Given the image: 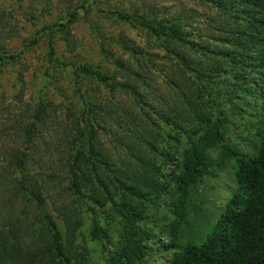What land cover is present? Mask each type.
<instances>
[{
    "label": "rangeland",
    "instance_id": "374dc122",
    "mask_svg": "<svg viewBox=\"0 0 264 264\" xmlns=\"http://www.w3.org/2000/svg\"><path fill=\"white\" fill-rule=\"evenodd\" d=\"M251 21H254L249 26L252 30L242 31ZM255 40L264 54V0H0V57L14 58L0 62V144L3 145L0 171L12 166L9 168L12 174L17 172L19 179L26 178L22 191L29 194L30 190L35 198L41 196L63 231H66L64 214L54 212V205L79 210L82 230L78 243L86 251L84 264H106L108 253L92 240V228L96 223L109 229V237L118 239L121 227L116 221L107 222L104 216H99L98 208L90 210L91 191L82 188L81 199L71 189L75 177L88 178L92 164L96 170L100 167V155L96 151L98 158L91 156L85 142L90 127L99 134L104 126L101 123L113 121L115 127L107 130L121 131L125 143L134 144L133 137L141 132L146 136V130L134 123L126 125V118H133V114L143 119L135 122L152 127L157 121L155 114H165L170 102L183 105L164 96L171 93L178 97L182 95L178 85L184 87L192 78H200L193 72L194 67L198 74L209 79L215 70L228 68L236 74L237 70L229 66L217 68L216 60L222 54L230 61L235 57L239 60L234 48L244 52L243 47ZM255 43L249 48L255 50ZM180 63L188 65L190 70ZM247 63L248 74L253 72L254 65L263 64L256 60ZM262 67L264 73V64ZM84 69L92 71L94 76L86 74ZM98 76L106 80H98ZM141 77L148 78L145 84ZM224 80L223 75L214 87L224 89ZM254 82L264 86V80L257 77ZM162 91L167 92L161 95ZM139 96L152 110L142 107ZM253 106L239 103L238 109L231 107L224 113L227 117L234 114L227 134L231 143L238 141L244 146V140L248 141L257 130L253 115L260 106L257 103ZM184 126L185 132L179 134L161 128L164 141L158 148L175 154L176 163L183 161V154L190 147L187 135L196 139L204 130L198 125ZM32 129L40 138V146L49 144L48 150L40 154L43 159L36 156L38 161L18 167L17 152L28 155L22 142ZM64 129L67 137L56 150L55 137L62 140ZM116 149L109 151L111 162L124 156L120 147ZM219 149L208 152L215 166L220 162ZM80 154L84 155L80 167L69 168L68 163L73 164ZM10 181L5 179L0 183V223L9 215L22 217L21 198L11 197L14 189ZM232 185L230 171L203 176L199 194L204 202L213 201L217 193L226 196ZM105 209L110 211L113 207L107 204ZM207 211L215 220L216 212ZM160 217L156 215L143 226L153 229L161 222ZM196 221L201 224L203 220L198 216ZM31 224L28 216L24 224L26 239L38 247L43 229L36 228L35 232ZM149 248L158 249L154 245ZM167 258L160 253L148 258L146 264H168Z\"/></svg>",
    "mask_w": 264,
    "mask_h": 264
},
{
    "label": "trees",
    "instance_id": "16d2710c",
    "mask_svg": "<svg viewBox=\"0 0 264 264\" xmlns=\"http://www.w3.org/2000/svg\"><path fill=\"white\" fill-rule=\"evenodd\" d=\"M253 23L251 21V24L244 25L242 31L252 30L249 26ZM256 41L243 47L244 52L234 48L236 51L233 53H238L239 60H235V57L230 61L223 54L216 60L217 68L229 66L237 70L236 74H232L228 68L215 70L209 79L198 74L194 67L193 72L200 78H192L184 87L178 85L182 95L177 97L176 94L162 91L161 95L166 93L165 99L170 98L183 105L170 102L165 114H155L157 121L153 122L152 127L147 123L135 122L143 119L133 114V118H126V125L134 123L146 130V136L141 132V135L133 137L134 144L125 143L121 131L107 130L115 127L113 121L101 123L104 126L99 134L90 127L85 142L91 156L98 158L96 151L100 155V167L97 166L96 170L95 164H92L88 178L75 177L71 189L81 199L84 198L80 196L82 188L91 191L89 199L94 208L90 210L98 208L99 216H104L107 222L116 221L121 227L118 239L109 237V229L96 223L92 228V240L108 253L106 264H146L148 258L160 253L170 258V264H264V86L254 82L255 77L264 80V63L260 59H264V54ZM254 43L256 51L249 48ZM190 46L195 47L194 44ZM10 58L0 57V62L10 61ZM248 59L263 64L254 65L253 72L248 74ZM181 65L190 70L188 65ZM84 71L94 76L92 71ZM223 75L224 89L217 90L214 86ZM98 77V80H106V77ZM147 79L141 77V82L145 84ZM139 101L143 108L152 110L140 96ZM239 103L250 106L257 103L261 109L255 110L253 115L258 128L248 141L244 140V146L238 141L230 142L227 134L234 114L224 116L228 108L238 109ZM184 125H198L204 130L201 136H197L198 140L187 135L190 147L183 154V161L176 163L175 154L158 148L164 141L161 128H167L170 132L175 130L179 134L185 132ZM66 132V129L61 132L62 140L55 137L56 150L60 149L64 137H67ZM107 135H111V138ZM79 141L82 139L79 138ZM22 145L28 155L17 152L15 159L18 167L29 161H38L36 156L43 159L40 154L49 146H40V138L33 129L26 134ZM116 147H120L124 156L111 162L109 151L112 148L117 150ZM218 148L220 162L215 166L208 152ZM6 155L11 156V153ZM81 157L84 155L74 158L73 164L68 163L69 168H79ZM141 166L142 170L139 169ZM9 168L0 171V183L5 179L11 180L14 189L11 197L21 198L22 217L9 215L1 220L0 264H84L86 251L78 243L82 230L80 211L70 206L58 208L54 205V212L64 214L66 231H63L55 216L48 212L41 196L35 198L30 190L29 194L22 191L26 178L19 179L17 172L16 175L12 174ZM167 169H170L168 175L165 174ZM229 171L233 184L231 191L226 196L217 193L213 201L204 202L202 194H199L202 177L222 175ZM6 173L10 176L6 177ZM107 204L113 210L107 211ZM208 209L216 212L215 220L209 217ZM156 215H161L158 225L155 224L153 229L143 226L145 221L153 220ZM28 216L32 219L31 227H35V232L36 228L43 229V239L38 241V247L26 239L28 235L24 224ZM198 216L203 220L201 224L196 221ZM18 221L20 225H17ZM151 245L158 249L150 250Z\"/></svg>",
    "mask_w": 264,
    "mask_h": 264
},
{
    "label": "clouds",
    "instance_id": "9594fccd",
    "mask_svg": "<svg viewBox=\"0 0 264 264\" xmlns=\"http://www.w3.org/2000/svg\"><path fill=\"white\" fill-rule=\"evenodd\" d=\"M170 258H168L167 260H169ZM171 263V261L169 260V263L168 264H170Z\"/></svg>",
    "mask_w": 264,
    "mask_h": 264
}]
</instances>
